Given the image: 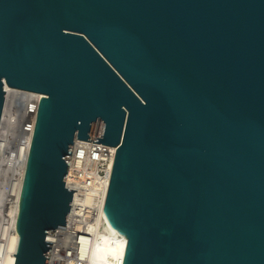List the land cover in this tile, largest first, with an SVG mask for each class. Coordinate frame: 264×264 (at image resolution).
Instances as JSON below:
<instances>
[{"label":"water","instance_id":"1","mask_svg":"<svg viewBox=\"0 0 264 264\" xmlns=\"http://www.w3.org/2000/svg\"><path fill=\"white\" fill-rule=\"evenodd\" d=\"M5 86L42 94L15 264L66 229L74 142L116 146L123 264H264V0H0Z\"/></svg>","mask_w":264,"mask_h":264},{"label":"bare ground","instance_id":"2","mask_svg":"<svg viewBox=\"0 0 264 264\" xmlns=\"http://www.w3.org/2000/svg\"><path fill=\"white\" fill-rule=\"evenodd\" d=\"M5 91L6 96L3 103L2 120L0 121V127H4L0 128V167L4 162L9 161L12 156L13 162H15V168L17 167L18 169L16 168V170L18 171L17 174L15 171L16 177L14 179L16 181H11L12 186L9 185L10 183L8 184L11 188L10 190H6V196H4L5 199L2 203L3 214L8 219L5 218V221L2 222L4 225L1 226L0 230V264H15V255L19 242L16 223L27 157V145L23 140L29 135L28 132L34 128L37 103L43 95L33 92H23L17 89L14 90V88L12 89L9 86H5ZM19 100L21 102H18ZM13 107H18L19 110L17 109V112H12ZM15 127L21 128V138L19 140L20 142H18L17 150L13 152L9 148V144L10 140H12V133H14L13 128ZM30 138H32L31 134ZM10 152L13 155H10ZM101 222L97 221L93 223L83 232L80 239L81 257L86 260L87 264H123L128 242L126 236L118 230L109 232V235L100 233ZM49 240L53 241L51 236ZM54 241L58 246L60 243L58 236L55 237Z\"/></svg>","mask_w":264,"mask_h":264},{"label":"built area","instance_id":"3","mask_svg":"<svg viewBox=\"0 0 264 264\" xmlns=\"http://www.w3.org/2000/svg\"><path fill=\"white\" fill-rule=\"evenodd\" d=\"M40 100L41 98L37 103L36 116ZM20 129L14 132L16 135L11 145L13 152L17 150L18 142H20ZM33 132L34 128L23 140L27 145L26 165L32 142L30 134L33 137ZM116 151V146L75 140L65 186L67 189L76 191L73 192L66 229L58 228L55 230L54 236H48V241L52 243L48 264H87L80 255V239L90 225L102 220ZM55 235L60 240L58 246L54 241ZM50 236L53 241L49 240Z\"/></svg>","mask_w":264,"mask_h":264},{"label":"rangeland","instance_id":"4","mask_svg":"<svg viewBox=\"0 0 264 264\" xmlns=\"http://www.w3.org/2000/svg\"><path fill=\"white\" fill-rule=\"evenodd\" d=\"M13 89V88H12ZM14 90H16V89H14ZM20 91V90H19ZM24 92V91H23ZM36 94V93H35ZM18 102H21L20 100L18 101ZM19 107V106H18ZM16 108V107H13L12 108V112H17L18 110H19V108ZM18 109V110H17ZM7 113H8V111H7ZM15 114V113H14ZM20 124V123H19ZM15 129H17V130H19V128L18 127H15V128H13V130H14V132H15ZM16 130V131H17ZM23 133V132H22ZM13 135H12V140H10V144H9V148H11V145L13 144V136H15V134L14 133H12ZM12 141V142H11ZM11 151V150H10ZM11 154L10 155H13V153L12 152H10ZM10 155H8L9 157H10ZM10 162V163H9ZM14 165V166H13ZM13 167H14V169H13ZM17 168V167H16ZM16 168H15V162H13V159H12V156H11V158L9 159V161L7 160L6 162H4L3 163V165L0 167V230H1V226H3L4 224L2 223V222H4L5 221V218H7L8 219V217H5L4 216V214H3V207H2V203H3V201H4V199H5V197L4 196H6L5 194H6V190H10V188H11V184H12V180H15L16 181V179H14L15 177H16V174H17V171L18 170H16ZM18 169V168H17ZM15 171H16V174H15ZM15 174V175H14ZM14 176V177H13ZM13 178V179H12ZM10 183V184H9ZM11 185L10 187H9V185ZM9 188V189H8ZM7 213H8V210H7Z\"/></svg>","mask_w":264,"mask_h":264}]
</instances>
